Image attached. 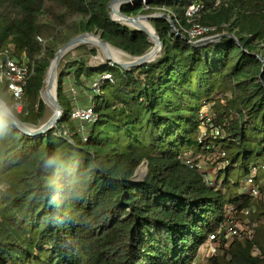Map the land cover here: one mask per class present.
I'll list each match as a JSON object with an SVG mask.
<instances>
[{"label": "trees", "instance_id": "obj_1", "mask_svg": "<svg viewBox=\"0 0 264 264\" xmlns=\"http://www.w3.org/2000/svg\"><path fill=\"white\" fill-rule=\"evenodd\" d=\"M111 1L0 0V51L35 64L24 114L0 82V101L22 123L40 125L48 69L76 37L100 33L132 57L153 47L146 33L112 20ZM195 5L202 8L189 16ZM121 11L168 14L183 37L168 20L151 21L161 56L130 70L87 66L84 56L99 52L88 44L78 60L67 54L63 115L43 136L24 135L0 113V264H264V0H149ZM194 26L213 31L191 41ZM223 35L237 41L190 43ZM105 73L113 83L91 93L98 120L80 133L67 86L73 79L78 94L90 91ZM209 126L225 138L199 141ZM254 169L260 198L243 188ZM231 218L254 223L253 238L223 232L202 261L209 237Z\"/></svg>", "mask_w": 264, "mask_h": 264}, {"label": "built area", "instance_id": "obj_2", "mask_svg": "<svg viewBox=\"0 0 264 264\" xmlns=\"http://www.w3.org/2000/svg\"><path fill=\"white\" fill-rule=\"evenodd\" d=\"M200 8H202V6L200 5L191 7L189 16H192L194 13L198 12ZM212 31L213 28L194 26L188 32L189 39L193 41L204 36L206 37ZM205 39L208 38H204V40ZM8 54V50L0 51V82L7 84L11 96L14 99V110L18 114H24L26 109V88L28 86L29 80L35 74V64L34 62L31 63L29 60L20 62L17 59L10 57ZM86 57L89 58L90 56ZM98 60H101L102 64H104L105 66L114 67L117 65L116 62H114V60L110 58L102 59L101 57H91L90 59H86L89 67H94V62H97ZM108 82L113 83V75L110 73L101 75L90 84V92L99 95L103 86ZM72 93L74 97L78 95V91L76 89H72ZM95 109L96 105L91 101L85 107H76L72 111L71 117L79 124H93L98 120ZM201 117L205 119L208 124L212 123L208 106L203 107L201 111ZM224 136L225 132L219 127L204 128V131L199 135V141H202L204 138L219 139L215 137ZM187 163H191V161L188 160ZM255 174L256 170L254 169L252 174L248 177L244 189H246V191H248L247 193L251 194L253 197L260 198L261 196H263L262 193L258 188H255L253 186L255 182ZM243 225H240L239 222L232 218L229 219L222 228H220L217 232L209 237L207 243L203 246L201 250L202 261L206 257H213L217 253L220 246L219 237L223 232H225V237L228 239L236 237L239 239L251 240L254 235L255 224L250 223L248 225Z\"/></svg>", "mask_w": 264, "mask_h": 264}, {"label": "water", "instance_id": "obj_3", "mask_svg": "<svg viewBox=\"0 0 264 264\" xmlns=\"http://www.w3.org/2000/svg\"><path fill=\"white\" fill-rule=\"evenodd\" d=\"M117 0H112L109 7H110V16L112 18L113 21L115 22H118L120 23L121 25L127 27V28H130L134 31H139V32H143V33H146L149 37V41L151 42V35L150 34V31L147 30L146 28L142 27V26H139L135 23H133L134 21L136 20H139V19H145L146 21H148L149 23L151 21H154V20H162V19H166L168 20L170 23H171V27H172V31H173V34L174 35H177V36H180V37H183V35L180 33V31L177 29L175 23L173 22V19L170 15L168 14H164V13H156V14H149V15H144V14H141V15H138L136 17H129L125 14L122 13V6L124 4H134L136 2H139V1H142L144 3H146L147 1L149 0H133V1H129V0H125L126 2H124L122 5H121V8L116 10V13H118V17H119V20H116L113 18V15H112V12L115 10L114 8V5H115V2ZM152 26V25H151ZM154 29V28H153ZM155 31V29H154ZM154 35L156 37V43L155 45L157 47H160L161 49V53H162V50H163V42L161 41V38L160 36L157 34V32L155 31L154 32ZM84 36H91L92 39L91 40H87V41H84V42H81L82 45H95L99 48L102 49V45L104 46H107V47H112L114 48L113 46H111L109 43L105 42L101 36V34L99 35L98 33H93V34H85V35H82V36H79V37H76L75 39L71 40L69 43H67L66 45H64L63 47H61L49 69H48V72L46 74V78L48 79L50 74L55 70L56 66L59 64V63H62V60L63 58L68 54L70 53V51H72V49L76 48L78 46L77 44V40H80L82 37ZM224 37H229L231 39H234L235 41L236 38L234 36H231V35H223L221 37H212V38H208V39H205V40H202V41H199V42H190L192 45L194 46H204V45H207V44H210V43H213L215 41H217L218 39H222ZM152 43V42H151ZM77 44V45H76ZM116 49V48H114ZM117 51L119 52H122L118 49H116ZM124 53V52H123ZM126 54V53H124ZM127 57H129L131 59V61L129 62H117L116 64L119 66V67H122L124 68L125 70H130L132 68H137V67H142L146 64H149V63H152L154 61H156L160 56H158L157 58L153 59L154 57V53H153V48H151L148 52H146L143 56L141 57H132L128 54H126ZM264 62V61H263ZM263 72H264V65H263ZM59 76H60V72L58 74V77H57V95L53 97V107L51 108V112H50V116L48 118V120L43 123V124H40L38 127L36 128H31L30 126L22 123L8 108L7 106L2 103L0 101V113L8 120L12 123L13 126H15L21 133H23L24 135H27V136H31V137H36V136H43L45 134H47L48 132H50L51 130H53L57 124L60 122L61 118H62V115H63V109L61 107V105L59 104V101H58V82H59ZM262 77H263V74L260 76V80H262ZM45 78V80H46ZM45 80H44V83H43V87H44V84H45ZM43 90V88H42ZM42 90H41V94H42ZM55 107L58 109V114L55 115ZM145 166V169L142 170V167ZM139 170H142V173L141 175L139 176V180H142L146 173H147V170H148V166L143 164L141 165V167L139 168Z\"/></svg>", "mask_w": 264, "mask_h": 264}, {"label": "bare ground", "instance_id": "obj_4", "mask_svg": "<svg viewBox=\"0 0 264 264\" xmlns=\"http://www.w3.org/2000/svg\"><path fill=\"white\" fill-rule=\"evenodd\" d=\"M129 1H133V0H129ZM126 2L125 0H117L115 2V5H114V11L112 12L113 13V18L116 19V20H119V15L118 13H116V10L120 9L121 8V5ZM133 23L139 25V26H142L144 28H146L147 30L150 31V34L151 35V42L153 44V53H154V57L153 59L157 58L158 56H160L161 54V49L160 47H157L155 45L156 43V37L154 35V29L153 27L151 26V24L146 21L145 19H139V20H136L134 21ZM92 37L91 36H84L82 37L80 40H77V44L78 46L74 49H72V51H74L75 49H77L79 47V45H81L82 43L81 42H84V41H87V40H91ZM76 44V45H77ZM102 49L103 51L108 55L110 56L112 59H114L115 61L117 62H121L122 61V58L121 56H124V53L123 52H119L117 51L116 49L112 48V47H107V46H104L102 45ZM70 51V52H72ZM60 66H61V63H59L55 70L50 74L49 78L45 80V84H44V87H43V90H42V98L43 100L45 101L46 105H47V108L50 109L51 111V108L53 107V97L57 95V77H58V74L60 72ZM55 111V115L58 114V109L55 107L54 109ZM45 122V121H44ZM43 122V123H44ZM145 169V166L142 167V170Z\"/></svg>", "mask_w": 264, "mask_h": 264}, {"label": "rangeland", "instance_id": "obj_5", "mask_svg": "<svg viewBox=\"0 0 264 264\" xmlns=\"http://www.w3.org/2000/svg\"><path fill=\"white\" fill-rule=\"evenodd\" d=\"M191 2V1H190ZM112 15H113V13H112ZM150 24H151V22H150ZM99 35H100V33H98ZM79 37V36H78ZM84 45V44H83ZM79 46H82V44L81 45H79ZM92 46H94V47H97V46H95V45H89V47H92ZM98 49H99V52H98V54L96 55V56H90L89 58H87V57H85L84 56V61L86 62V64H87V61H86V59H90L91 57H97V58H102V59H105V58H110V59H112L110 56H108L104 51H103V49H101V48H99V47H97ZM68 56H71V60L72 61H74V60H78V59H80V57H81V52L80 51H78L77 49H75L74 51H72V52H70V53H68ZM121 58H122V61L123 62H129V61H131V59L129 58V57H127V55L126 54H124V56H121ZM114 60V59H113ZM114 62H116L117 63V61H115L114 60ZM94 64H95V66H99V65H104V64H102V61L101 60H98L97 62H94ZM87 66H88V64H87ZM61 67V66H60ZM74 82H73V79H71L70 80V82H69V84H68V86H67V90L71 93V90L72 89H76L75 87V85L73 84ZM109 84V83H108ZM78 90V89H77ZM71 96H72V103H73V105H74V108H76V107H85V106H87L89 103H90V101H91V92L90 91H88V90H83V91H81L76 97H74L72 94H71ZM50 109H48L47 108V110H46V113H45V116H44V118L41 120V122H40V124H43V122L45 121H47L48 120V118H49V116H50ZM44 122V123H45ZM77 124V128H78V132H80V133H85L86 132V127H87V124L85 123V124H79V123H76ZM31 127V126H30ZM31 128H36V127H31ZM226 136V135H225ZM225 136L224 137H215V138H219V139H224L225 138ZM141 173H142V170H138V172H137V177H139L140 175H141ZM247 179H248V177H247ZM247 179L245 180V182H244V186L246 185V182H247ZM244 186H243V188H244ZM246 190V189H245ZM237 222H239V221H237ZM240 223V225H243L241 222H239ZM244 226V225H243Z\"/></svg>", "mask_w": 264, "mask_h": 264}, {"label": "crops", "instance_id": "obj_6", "mask_svg": "<svg viewBox=\"0 0 264 264\" xmlns=\"http://www.w3.org/2000/svg\"><path fill=\"white\" fill-rule=\"evenodd\" d=\"M202 250V249H201Z\"/></svg>", "mask_w": 264, "mask_h": 264}]
</instances>
